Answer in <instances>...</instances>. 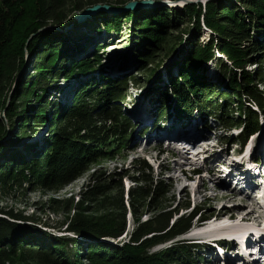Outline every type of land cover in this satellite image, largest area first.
Returning <instances> with one entry per match:
<instances>
[{"label": "trees", "instance_id": "16d2710c", "mask_svg": "<svg viewBox=\"0 0 264 264\" xmlns=\"http://www.w3.org/2000/svg\"><path fill=\"white\" fill-rule=\"evenodd\" d=\"M128 1L0 0V63L9 72L7 82L0 84V188L34 168L46 177L49 187L58 189L89 163L115 158L124 148L136 126L120 101L126 81L137 84L140 80L133 73L125 76L107 72L98 52L104 45L78 55L76 51L84 48H74L73 44L80 35L64 28L73 23L72 14L84 7L105 3L122 8ZM122 12L125 14L121 18ZM113 13H95L97 23L90 26L94 33H107L120 30L122 22L128 20L129 50L137 57V70L143 73V81H153L147 93L154 102V120L168 115L172 103L181 114L207 115L222 127L238 126L230 136L231 143L242 145L258 129L256 109L264 105L263 58H247L241 43L252 36L255 47L264 51V0H205L179 6L158 3L151 9ZM176 22L190 24L182 28L190 46L183 49L178 60L166 65L163 81L159 82L158 74L151 78L152 67L147 62L157 56L158 50L163 54L173 50L175 38L169 29ZM202 28L208 29V34L200 43ZM25 53L32 71L18 79L6 101L4 88L11 80V70L20 67ZM208 60L213 61L217 80L223 81L225 89L204 82L206 77L197 67ZM250 64L252 68H245ZM59 78L62 85L57 83ZM211 95L220 96L219 100L212 101ZM42 126L38 147L34 140L19 142L31 135L27 134L29 128L33 133ZM44 157L51 169L43 173L37 164ZM129 163L132 169L118 168L106 174L92 168L82 191L83 200L75 203L81 209L65 228L74 236L51 234L36 226L31 216L0 208V264H191L197 256V244L189 240L179 239L153 252L147 250L187 231L196 208L173 217L180 207L188 208V202L176 208L164 205L167 187L161 171L158 176L153 174L152 166L141 156L132 157ZM127 170H131L130 175ZM122 176H129L133 182L126 190L132 214L142 205H150L152 214L140 221L136 216L129 239L116 243L102 238H114L123 230ZM67 201L61 200L66 206ZM81 203L88 206L84 208Z\"/></svg>", "mask_w": 264, "mask_h": 264}, {"label": "rangeland", "instance_id": "374dc122", "mask_svg": "<svg viewBox=\"0 0 264 264\" xmlns=\"http://www.w3.org/2000/svg\"><path fill=\"white\" fill-rule=\"evenodd\" d=\"M131 1V0H130ZM204 2L205 0H188L186 2L193 3V2ZM127 3V2H126ZM125 3V4H126ZM180 3V1H179ZM107 6H112V11L107 12H114L118 13L123 9L119 10L121 7L114 6L113 4H105ZM182 4V3H181ZM154 5H158L155 3ZM153 6L152 4L144 5L140 7L150 8ZM169 6V5H167ZM12 7L9 11L14 9ZM77 11L72 14L73 23L66 25L64 29H68L69 31L74 30V33L80 38L76 40L73 44L79 49H82L78 52L76 48V52L78 55L84 54L85 52L90 51V48L97 45H104L103 50L99 49V53L101 54L102 64L104 69L107 70L110 74L113 75H121L125 74V76L133 73L140 82L135 84L132 80L126 81V88L124 90V97L123 100L120 101L121 108L125 109V112L128 115L130 121H132L135 126H139L141 122L138 123L137 119H142L146 122V125L150 126L152 115L149 118H142L140 117V113L144 116H148L149 109H153L154 102L150 101L148 98L147 93V86L149 80L147 82L143 81V73L138 71L136 66V59L137 57L134 56V53L130 51L129 47V39L131 35L128 33V26L130 25L128 20L122 22L120 26V30L112 31L105 33L101 31L99 33H94L92 30V26L90 24L97 23V17L94 15L90 16L86 14L83 16L82 21L76 18V14L80 13L82 10ZM137 6L129 7L126 11H133L136 10ZM8 11V12H9ZM93 13V12H92ZM125 14V12L121 13V18ZM87 17V18H86ZM75 19V21H74ZM98 25V24H97ZM175 26L170 27V31L173 35L175 43L173 44V50H170L169 53L163 54V50H158L157 56H153L150 62H147L149 67H152V74L151 78H154L157 74L160 76L159 82L163 81L164 69L166 65L173 63V61L178 60L180 58V54L184 48H188L189 42L185 38H189L185 31L182 28H187L190 24H182L176 22L173 24ZM73 26H76V30L73 29ZM53 28V26H52ZM57 29V27H56ZM60 29V28H59ZM61 30V29H60ZM201 35L198 38V42L202 43L205 37L208 34V29L202 28ZM74 34V35H75ZM71 35H73L71 33ZM180 39V41H179ZM74 40V39H73ZM79 40V41H78ZM6 42V39L4 43ZM179 44V45H178ZM241 46L246 49V57L247 58H256L260 59L261 57L263 60L261 61V65L264 66V51H259L254 45L252 40V36L248 38L246 41H242ZM178 50V51H176ZM261 50V49H260ZM75 52V53H76ZM76 54V55H77ZM215 54V53H214ZM217 55V54H216ZM139 58L142 59L141 56ZM29 55H23V62L20 67L14 71L11 70V80L7 85L5 90V98L6 101L10 100L14 87L18 82V79L21 77H25L29 75L32 71V66L29 63ZM161 60V61H160ZM145 64V63H144ZM200 67L197 69L204 74L206 79L204 82L209 81L210 83H217L219 85V89H225L222 86L223 81H218V77L215 74V65L213 61H206V63H202ZM253 65H246L245 68H252ZM138 71V72H137ZM171 71L174 72V66H172ZM7 68L0 63V84L7 82L8 78ZM142 80V81H141ZM65 81V80H64ZM57 83L59 85L63 84L62 78L57 79ZM218 88V87H217ZM61 92V97L65 95V88ZM208 91L205 92L207 94ZM150 95V93H149ZM218 95H211L210 99L219 100ZM50 98V96L48 97ZM63 100V99H62ZM252 102V101H251ZM251 102L249 104H251ZM264 102V99H263ZM254 103V102H252ZM255 104V103H254ZM251 105L252 107L256 108L255 105ZM258 107V105H257ZM260 109H256L258 114V123L259 129L255 131L253 135H249L244 143V148L246 146L251 147L253 145V150H257L258 141L261 138V132L264 130V105L259 107ZM169 114L165 115V128L168 127L167 131L171 134L172 130L174 133H184L191 136H194V140H201L203 143L198 144L202 146H196V148H189L187 153H183L184 149L181 147L189 146V140H178L181 142H176L172 138H168L165 136V132L163 133L162 137L159 139H155V135H161L162 131L165 129L163 127H159L162 129L160 133L153 132V130H145L144 132H140L136 129V127L132 130L129 134V140L126 142L124 148H122L119 153L116 155L115 158H104L93 163H89L78 175L72 179L70 182L66 183L65 185L61 186L58 189H52L49 187V184H46L44 179L46 178L41 172L34 170L31 168V173L28 171L23 172V176H19L20 178L15 181H11L3 188H0V208L1 209H10L13 212H19L22 215L31 216L35 221V225L43 228L44 230L48 231L51 234H61V235H72L73 233L69 231H65L67 224L70 222V219L76 213V211H80L81 208L76 207L75 203L78 200H83L82 198V191L85 189L88 179V174L92 171V168H97L104 172H110L112 170H121L132 169L130 166L129 161L134 156H141L146 159V161L152 166V173L158 176L159 171H161V177L163 178V182L167 187V192L165 194V201L163 202L164 205H168L169 208H176L179 205L188 202L189 207L183 208L180 207L178 209V213L174 214L173 217L179 214H187L188 212L192 211L196 208V215L192 218L190 228L188 231H184L182 234H177L173 237V239H167L166 241L159 242L156 244L151 245L148 247V252H153L158 249H162L165 246H168L170 243L182 240H189L190 242H194V234L198 235L197 238L200 236H209L208 233L211 228L219 229L221 226H226L229 228L228 225H215V220L219 217H225L228 215L219 216L218 213L224 208V210L228 211H235L234 217H238L239 215H243L246 212H252L251 217L254 218L257 216L252 208H249V205L255 206V202L249 197L244 196L242 199L243 194L245 193L244 190L235 192V189L231 190L230 187H223L222 185L218 184L219 178L215 173V168L212 166V158L217 160H222L223 162L230 159V157L235 156L236 159H239L240 155L243 153V147L237 143H231L230 139L232 135H234L238 130V126L232 127H222L218 124L216 120L211 116L205 115V117H195L194 119L191 118L190 121H180L177 117H175L172 122L168 125L172 117L176 116L177 114L180 115L178 110L172 105V103L168 106ZM258 110V111H257ZM191 113H194L192 110ZM261 113V114H260ZM261 115V117H260ZM198 116V115H197ZM177 119V120H176ZM148 120V121H147ZM138 123V124H137ZM194 123V124H192ZM32 124V123H31ZM261 125V127H260ZM156 128V125L153 126ZM44 127H37V129L32 133L30 128L27 130V134H31L28 136H23L19 142H36L35 147L40 145V141L38 137L41 138L43 135ZM257 132V133H256ZM149 135L151 138L147 139ZM38 136V137H37ZM196 136V137H195ZM167 137V139L165 138ZM34 140V141H33ZM187 143V144H186ZM211 144H214L211 146ZM19 145V144H18ZM241 148V149H240ZM181 150V151H180ZM211 150V151H210ZM49 151V150H48ZM179 151V152H178ZM182 152V154H181ZM48 153V152H47ZM45 154V157L47 155ZM197 153V154H196ZM194 154H196L194 156ZM244 156V155H243ZM43 158L42 161H39L37 165L42 168L43 173L49 172L51 167L49 162H47L46 158ZM207 158V159H206ZM195 160V161H193ZM198 167V174L193 173L187 170L188 167ZM207 167H212L211 169H207ZM250 169V167H249ZM252 168L250 169V171ZM128 174L130 175L131 170H127ZM130 171V172H129ZM234 171V170H232ZM27 175H26V174ZM38 175V176H37ZM232 175V174H231ZM229 175V176H231ZM122 189H123V205L125 208L124 212V226L123 230L120 235L111 238V237H104L102 239H106L110 242L121 243L122 241H127L129 239V234L132 228L135 226L137 220H144L148 218L152 211H149L148 207L150 205H142L137 207L136 214H132L130 207L127 203V195L126 190L127 188L132 185V181L129 176H122L120 178ZM254 185V184H252ZM234 188V187H233ZM255 191V190H254ZM234 195V198L230 197L231 199L223 197V195ZM62 199H68L67 206L61 202ZM66 203V202H65ZM90 204L89 202H87ZM82 207L88 206L87 204H80ZM85 208V207H84ZM234 209V210H233ZM89 211V210H84ZM93 211H89L88 213H92ZM218 215V216H217ZM136 216L138 219L136 220ZM249 217V218H251ZM248 218V219H249ZM252 220V219H249ZM229 221V220H227ZM25 222H29L26 220ZM229 223H233V221H229ZM248 227L252 230L253 226L255 228H259V224L254 225L251 221L247 222ZM215 226H213V225ZM227 224V223H226ZM244 224V226H243ZM245 223H240V227H245ZM252 225V227H251ZM264 225V221H262L261 226ZM236 226V224H235ZM211 227V228H210ZM218 227V228H217ZM226 228V229H227ZM224 229V230H226ZM205 230V231H204ZM224 230L222 232H224ZM218 231V230H217ZM244 231V230H243ZM203 232V233H202ZM221 231H218L220 233ZM193 236V237H190ZM202 237V238H203ZM140 240V239H139ZM231 243H234V240L231 239ZM228 245V244H227ZM230 246V245H228ZM210 247L206 245H197L194 247V260L191 261V264H240L235 257L234 248H228V251L225 255V261L223 262L222 258L216 255L215 257L213 254H208L207 250ZM178 257V256H177ZM13 259V258H12ZM16 259V258H14ZM179 261V259H178ZM256 263L251 262H243L242 264H264L260 262V260L255 261ZM4 264H7L4 262ZM13 264H26L21 262H14Z\"/></svg>", "mask_w": 264, "mask_h": 264}, {"label": "bare ground", "instance_id": "6f19581e", "mask_svg": "<svg viewBox=\"0 0 264 264\" xmlns=\"http://www.w3.org/2000/svg\"><path fill=\"white\" fill-rule=\"evenodd\" d=\"M144 6V5H149L148 3H140V4H138L137 5V8H140V6ZM153 5V4H152ZM153 6H155V5H153ZM132 7H135V5H132ZM152 7V6H151ZM181 8V7H180ZM121 9H123V7L122 8H120L119 10H121ZM123 10H126L125 8L123 9ZM99 11H104V10H98V11H95V13H97V12H99ZM95 13H92L91 12V14L89 15V17L90 16H92V15H94ZM114 14V13H113ZM87 16V15H86ZM83 18V17H82ZM82 18H79V20H77V21H82ZM87 18V17H86ZM73 21V20H72ZM74 21H75V19H74ZM161 118H163V119H166V117L165 116H163V117H161ZM177 120V119H176ZM148 121V120H147ZM192 124H194V123H192ZM172 133L170 134L169 133V130L168 131H165V136H168L169 138H172L173 140H181V139H184V140H189L190 142H189V146H187V147H181L182 149H184V151H182L183 153H187V150L189 149V148H196V146L200 143V144H202L203 142L201 141V140H194V136H189V135H187V134H184V133H174L173 132V130L171 131ZM196 137V136H195ZM149 138V137H148ZM166 139H167V137H165ZM176 138H178V139H176ZM176 142H181V141H176ZM187 144V143H186ZM198 146H202V145H198ZM212 146V145H211ZM181 151V150H180ZM179 152V151H178ZM182 152H181V154H182ZM197 154V153H196ZM196 154H194V156L196 155ZM207 159V158H206ZM198 167H200V166H198ZM213 168H215V166H212ZM211 167V168H212ZM210 167H207V169L209 170V169H211ZM251 169V168H250ZM255 171V169H253L252 168V170H251V172L253 173ZM230 174H232V173H230ZM234 175L232 174L230 177H233ZM228 178H230L229 176H227ZM246 181H248V179H246ZM251 182V181H250ZM252 184H254V183H252ZM238 187H246V188H249L250 189V193H244L243 194V196H242V199H243V197L244 196H248V198L251 196V194H252V192H254V190L256 191V190H258L259 189V187L256 185V184H254V185H244L243 183H242V181L241 180H239L236 184H235V186H234V188H231V190L232 189H235V192H237L236 191V189L238 188ZM235 195V194H234ZM234 195L232 196L233 198H234ZM223 197H225V198H228V199H231L232 197H231V195H229V194H227V195H223ZM231 197V198H230ZM234 210V209H233ZM233 212H235V211H228V210H224V208L218 213V215L219 216H223V215H228L229 217H234L235 216V213H233ZM253 212H254V210H253ZM252 213V212H251ZM251 213L250 212H246L245 214H243V215H241V216H239V219H240V221H243V222H241V223H245L244 222V220H247V221H251V223H253V221L255 222L254 223V225H257V224H259V225H257V226H259V228H255L254 226L252 227V225H251V227L252 228H255V230H250V228H249V232H248V234H251V235H255V236H262V234H263V232H264V225L263 226H261V223H262V221H264V215L262 214V213H260V212H257V216H255L254 218H252L250 215H251ZM217 215V216H218ZM249 217H251V218H249ZM252 219V220H249V219ZM236 225H237V223H235ZM239 225V224H238ZM243 226H244V224H243ZM245 227L247 228L248 227V223L246 222V224H245ZM211 228V227H210ZM218 228V227H217ZM227 227L225 226H221L219 229H213V228H211V230L208 232V233H206V234H210V235H214L215 233H218V231H223L224 229H226ZM244 228V227H243ZM218 230V231H217ZM205 231V230H204ZM203 233V232H202ZM197 236L198 235H196V234H194V238H197ZM190 237H193V236H190ZM231 239H233L234 240V238H230V241H226L227 243H229V242H231ZM227 251H228V249H227ZM255 261H253V263H254Z\"/></svg>", "mask_w": 264, "mask_h": 264}, {"label": "water", "instance_id": "95a60500", "mask_svg": "<svg viewBox=\"0 0 264 264\" xmlns=\"http://www.w3.org/2000/svg\"><path fill=\"white\" fill-rule=\"evenodd\" d=\"M180 1V3H179ZM186 1L188 0H175V1H168V0H159V1H154V0H139V1H136V0H131V1H128L124 6H123V9H128L129 7H131L132 5H135L137 6L138 4L140 3H148V4H155V3H165L167 5H181V3H185ZM112 7V6H111ZM110 6H107V5H104V4H95V5H92L88 8H85L84 10H82L80 13L76 14V18H82L84 15L86 14H89L91 12L95 13V11H98V10H104V11H112V8Z\"/></svg>", "mask_w": 264, "mask_h": 264}]
</instances>
